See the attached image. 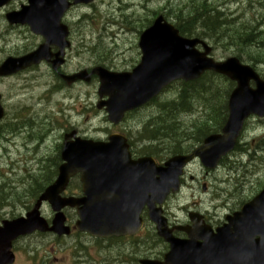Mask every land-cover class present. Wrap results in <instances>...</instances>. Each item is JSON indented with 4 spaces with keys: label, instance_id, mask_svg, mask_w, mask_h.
Segmentation results:
<instances>
[{
    "label": "water",
    "instance_id": "obj_1",
    "mask_svg": "<svg viewBox=\"0 0 264 264\" xmlns=\"http://www.w3.org/2000/svg\"><path fill=\"white\" fill-rule=\"evenodd\" d=\"M10 0H0V7ZM68 0H28V7L18 13L7 16L10 24H26L30 30L45 38V43L34 53L19 59H7L0 66V77L15 74L40 61L49 60V45H55L59 52L52 62L53 69L62 61L66 28L59 23L62 13L70 6ZM93 0H72L73 4H89ZM201 46L203 52L196 49ZM142 57L140 64L128 74H113L103 68L94 69L100 81L98 96L107 100L98 104L104 109L110 123L120 121L124 112L138 108L156 96L160 90L175 80L190 82L198 79L204 72L212 71L226 76L236 83V88L228 100V119L221 136H211L203 145L190 155L176 156L163 166H156L151 158L131 161L124 138L110 136L108 143L75 138L64 143L61 153L65 162L59 168L54 184L47 188L37 201L26 219L4 222L0 228V264L13 263L9 252L10 243L20 235L38 230L67 234L63 227L64 217L57 214L48 228L39 218L37 209L42 201L48 202L52 211L60 213L65 208H75L79 221L76 229L102 238L110 236L133 235L142 222L139 214L148 208V218L156 225L159 237L169 244L170 252L164 257L163 264H264V248L248 247L229 239L226 230L216 236H210L207 229L197 223L193 228H176L185 232L191 239L182 242L171 236L172 230L166 229V222L161 217L160 205L171 189H175L177 178L182 168L194 157L199 158L203 167L214 169L227 152L234 148L235 141L244 120L251 114L264 116V81L253 70L243 66L235 58L222 63H215L208 58L210 48L199 40H186L158 17L153 25L141 36L138 43ZM90 75L82 71L71 77H63L66 82L76 79L88 82ZM253 81L255 88L249 87ZM3 110L0 106V120ZM71 134L68 138H73ZM80 174L85 198L61 199L62 193L71 176ZM249 207L243 210L242 218L249 216ZM251 210L254 221L241 219L239 232L245 229L251 235L264 234V190L254 199ZM243 236V235H240ZM197 240H202L197 244ZM242 246V247H239ZM141 264H162L141 262Z\"/></svg>",
    "mask_w": 264,
    "mask_h": 264
},
{
    "label": "rangeland",
    "instance_id": "obj_2",
    "mask_svg": "<svg viewBox=\"0 0 264 264\" xmlns=\"http://www.w3.org/2000/svg\"><path fill=\"white\" fill-rule=\"evenodd\" d=\"M190 0H96L94 4L87 8L75 9L73 14L72 40L71 49L66 54L65 72H76L77 70L90 69L95 66H104L112 71H129L139 61L138 43V26L146 24L154 15L153 12L161 14L164 18L165 14L169 15V20L178 14V10L184 5H189ZM197 1V0H194ZM218 5L222 4V8L230 18H242L246 23L252 22L254 24L264 25V0H212ZM263 5V6H260ZM167 10H163V9ZM7 8L0 11V64L8 57H16L25 52L34 50L39 44L40 40L31 36L22 29H10L4 20V13L10 11ZM171 9V10H168ZM168 12V13H167ZM82 15H87V22L83 27L77 25L78 19ZM167 19V18H166ZM168 20V21H169ZM128 22H131L129 24ZM133 22V23H132ZM12 31H10V30ZM85 35V40L82 41V36ZM92 47L99 48L98 52L93 53ZM234 54L223 48H217L213 53V58L217 61H222ZM260 73L264 75V66H260ZM55 77L52 76L51 70L48 66L42 65L38 68L31 69L16 76L0 79V94L5 103L4 109L7 113L6 119L15 122L17 118L19 121H29L33 117L35 123L38 125H46L47 122L52 124V129H56L49 136L44 144L46 153L48 149L55 147L56 139L62 133L57 129L60 124L65 128L73 126L80 136L89 137L92 139L103 140L107 134L111 132L120 133V129L127 131L130 129L134 135L141 130L144 122L142 115L145 112L137 113L129 116L125 125H122L119 130L109 127L105 122V116L102 112L94 110L98 98L97 88L98 82L94 81L92 84H79L71 87H63L61 94L50 97L52 92L49 90L56 85ZM223 87L226 83L223 82ZM225 89V88H224ZM175 91H171L172 95ZM168 94V92L166 93ZM67 98L62 104L61 99ZM70 107L74 116L68 115L65 108ZM60 109L62 110L60 114ZM31 115V117H29ZM193 117H196L194 115ZM189 118H184V124L189 123ZM45 120L47 122H45ZM58 122H57V121ZM66 122V124H64ZM59 123V124H58ZM7 129H3L6 133ZM43 131V129H42ZM264 132V119H249L246 123L245 130L241 136L243 142H251L258 147L260 140L256 137L261 136ZM39 135V132H36ZM0 138H3L0 136ZM133 138V137H132ZM11 139L10 141H8ZM21 137L14 140L6 137L0 140V184H4V193L0 195V202L5 201L8 207H3L0 213L1 220H11L14 217L24 214L26 208H30L33 204L34 198L31 196L43 178L49 179V174L45 172V166L39 163L38 155L33 152V147H26L21 144ZM242 150H240L241 152ZM239 152V153H240ZM259 153V154H258ZM256 155L255 166L249 168L247 158L240 159L239 154L236 158L241 160L243 167L248 168L247 175L250 179H240L244 169L239 168L236 171H230L226 166L219 169L213 176L219 181L224 180V191L218 192L214 195L216 201L213 202L209 198L204 199V206L209 211L213 206L221 205L218 198L227 199V207L224 209L240 208L239 202L243 199L247 201L256 191L260 190V184L264 182V153L258 152ZM253 155V154H252ZM40 157V156H39ZM232 160V159H231ZM229 161L227 160L225 164ZM254 167V168H253ZM232 168H235L232 167ZM35 171V176H28ZM195 174L202 176L198 165L191 169ZM246 175V176H247ZM40 181L35 182V178ZM192 175L185 178L186 183H190ZM257 177V178H256ZM243 180H246L243 182ZM200 185V184H199ZM203 186V180H201ZM30 195V196H29ZM5 197V198H4ZM30 198V199H29ZM2 200V201H1ZM189 202L188 195L185 190L176 198H172L167 205L172 206V212L183 219L184 213L180 212L181 205ZM166 209V207H165ZM222 213L223 208L219 209ZM213 213V212H211ZM43 215L50 217V211L46 207ZM147 232L140 236L141 241L150 242L151 226L146 224ZM131 242V241H128ZM125 242V243H128ZM123 244V243H122ZM26 246L24 251L18 255L19 264H28L29 258H33L34 264H94V260L100 259L104 254H100L99 248L107 246V244H98L88 239L87 237H71L63 241H57L53 236L47 235H33L24 244ZM86 248L82 253L78 251L77 247ZM27 248H30L27 250ZM123 249V247H122ZM135 256L145 259H160L166 252L163 245L152 241L149 248L140 244L136 247ZM29 253V255H28ZM107 254L114 257V249H107ZM122 254V253H121ZM134 261L124 258L121 255V260L117 264H133Z\"/></svg>",
    "mask_w": 264,
    "mask_h": 264
},
{
    "label": "trees",
    "instance_id": "obj_3",
    "mask_svg": "<svg viewBox=\"0 0 264 264\" xmlns=\"http://www.w3.org/2000/svg\"><path fill=\"white\" fill-rule=\"evenodd\" d=\"M230 16L223 10L222 4L212 0H190L189 5L178 10L172 21L182 36L207 41L214 52L223 48L252 67L264 64V31L260 28L261 24L246 23L242 18L232 19ZM165 17L169 18V15L165 14ZM223 82L227 88L223 87ZM232 86L226 79L212 73L192 83H180L175 99L157 105L158 115L144 128L145 133L151 134L149 138L153 142L144 149L145 154L158 158L159 150L169 155L186 153L191 149L192 140L199 142L208 132H217L226 119L225 101ZM196 105L202 107V119L192 121L190 127L184 126L177 118L178 114L189 115ZM7 130L14 132L16 129L9 127ZM239 152L237 155L244 159L245 151ZM34 178L35 182L41 180ZM43 187L42 183L40 190ZM3 189L4 185L0 184V195L4 193Z\"/></svg>",
    "mask_w": 264,
    "mask_h": 264
},
{
    "label": "flooded vegetation",
    "instance_id": "obj_4",
    "mask_svg": "<svg viewBox=\"0 0 264 264\" xmlns=\"http://www.w3.org/2000/svg\"><path fill=\"white\" fill-rule=\"evenodd\" d=\"M19 1H21L22 3L24 2V1H26V0H19ZM202 172H203V174H204V176H205V179L206 178H208L209 177V172H207V171H203V170H201ZM191 180H193V178H191ZM196 183H199V180H196L195 181ZM75 185V192L73 191V190H71L70 188L72 187V185ZM69 188H68V190L64 193V195L65 196H68V197H80L81 195H80V185H79V182H78V180L77 179H74V180H72V182H70V184H69V186H68ZM70 189V190H69ZM226 216V215H225ZM225 216H220V215H216L215 217H213V219H212V221L213 222H215V223H220L221 221H222V219L223 218H225ZM206 218V219H205ZM204 220H205V222H207L208 220H207V217H204ZM207 220V221H206ZM69 220L67 219V222H68ZM70 223L71 222H73V221H69ZM68 224V223H67ZM13 252H14V255H15V263L14 264H18L17 263V256H18V254H19V250H17V248L15 247L14 249H13Z\"/></svg>",
    "mask_w": 264,
    "mask_h": 264
},
{
    "label": "bare ground",
    "instance_id": "obj_5",
    "mask_svg": "<svg viewBox=\"0 0 264 264\" xmlns=\"http://www.w3.org/2000/svg\"><path fill=\"white\" fill-rule=\"evenodd\" d=\"M244 151V150H243ZM259 152H261V153H264V144H263V146L261 147V149L259 150ZM258 153V152H257ZM256 153V154H257ZM259 154V153H258ZM252 154H249V153H247V152H245V156L246 157H248V156H251ZM30 196V195H29Z\"/></svg>",
    "mask_w": 264,
    "mask_h": 264
}]
</instances>
